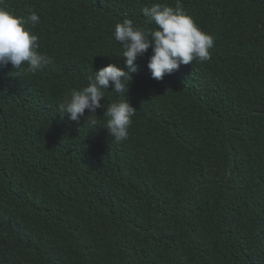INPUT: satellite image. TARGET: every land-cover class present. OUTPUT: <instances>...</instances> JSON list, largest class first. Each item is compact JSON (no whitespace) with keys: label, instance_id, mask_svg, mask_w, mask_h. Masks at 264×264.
Returning <instances> with one entry per match:
<instances>
[{"label":"trees","instance_id":"1","mask_svg":"<svg viewBox=\"0 0 264 264\" xmlns=\"http://www.w3.org/2000/svg\"><path fill=\"white\" fill-rule=\"evenodd\" d=\"M155 3L176 6L0 0L40 16L27 27L53 61L0 67V264H264V0H181L211 59L156 80L140 57L127 97L101 100L137 109L127 140L104 109L59 110L102 67L128 70L115 25L155 28Z\"/></svg>","mask_w":264,"mask_h":264},{"label":"clouds","instance_id":"2","mask_svg":"<svg viewBox=\"0 0 264 264\" xmlns=\"http://www.w3.org/2000/svg\"><path fill=\"white\" fill-rule=\"evenodd\" d=\"M142 11L149 23L154 22L156 27L134 26L133 20L127 18L115 25L114 37L122 46V58L128 70L109 64L95 72L94 77H89L87 86L73 89L58 105L60 112L71 121L79 123L85 117V110L89 114L96 113L97 109L105 110L101 100L110 87L112 93L127 97L132 74L138 71L137 61L149 49L152 55L148 69L156 80H162L166 74H172L181 65L192 64L194 60L205 62L211 59L213 36L201 30L187 15L181 0H176L175 8L155 3ZM39 22L40 16L35 11L23 17L0 8V67L11 64L16 70L26 68L35 74L53 62L51 57L38 51L39 37L27 27ZM136 112L127 98L110 103L104 111L107 120L102 128H106L115 141L127 140ZM89 124L95 126L97 121L92 119Z\"/></svg>","mask_w":264,"mask_h":264},{"label":"rangeland","instance_id":"3","mask_svg":"<svg viewBox=\"0 0 264 264\" xmlns=\"http://www.w3.org/2000/svg\"><path fill=\"white\" fill-rule=\"evenodd\" d=\"M98 31L97 27H92L91 32H90V37H96V32Z\"/></svg>","mask_w":264,"mask_h":264}]
</instances>
